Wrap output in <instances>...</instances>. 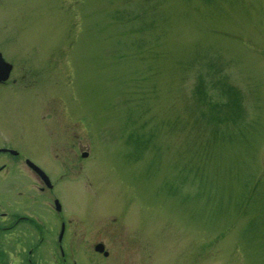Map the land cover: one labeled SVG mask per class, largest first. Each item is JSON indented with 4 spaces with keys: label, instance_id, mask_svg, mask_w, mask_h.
Wrapping results in <instances>:
<instances>
[{
    "label": "rangeland",
    "instance_id": "374dc122",
    "mask_svg": "<svg viewBox=\"0 0 264 264\" xmlns=\"http://www.w3.org/2000/svg\"><path fill=\"white\" fill-rule=\"evenodd\" d=\"M0 53L28 74L0 146L69 218L149 264H264V0H0Z\"/></svg>",
    "mask_w": 264,
    "mask_h": 264
},
{
    "label": "flooded vegetation",
    "instance_id": "af4514ba",
    "mask_svg": "<svg viewBox=\"0 0 264 264\" xmlns=\"http://www.w3.org/2000/svg\"><path fill=\"white\" fill-rule=\"evenodd\" d=\"M9 62L7 77L0 80L3 88L28 76L12 79L16 67ZM0 149H5L0 151V264H149L145 253L125 250L127 238L138 240L123 234L116 218H69L53 198L52 183L45 185L28 160L45 170L41 165L13 146Z\"/></svg>",
    "mask_w": 264,
    "mask_h": 264
},
{
    "label": "water",
    "instance_id": "95a60500",
    "mask_svg": "<svg viewBox=\"0 0 264 264\" xmlns=\"http://www.w3.org/2000/svg\"><path fill=\"white\" fill-rule=\"evenodd\" d=\"M9 69L10 67L8 65H5L4 62L2 61L1 57H0V80L5 79L9 73ZM87 154H83V157H86ZM30 165L33 167L34 170H36L40 176L46 180V182H48L47 177L45 176V174L35 165H33L32 163H30ZM57 203V202H56Z\"/></svg>",
    "mask_w": 264,
    "mask_h": 264
}]
</instances>
